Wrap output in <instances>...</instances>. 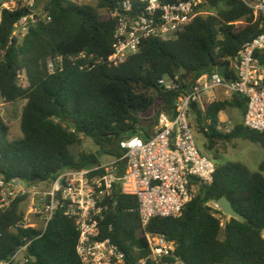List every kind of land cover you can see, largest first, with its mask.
Listing matches in <instances>:
<instances>
[{"label": "trees", "instance_id": "16d2710c", "mask_svg": "<svg viewBox=\"0 0 264 264\" xmlns=\"http://www.w3.org/2000/svg\"><path fill=\"white\" fill-rule=\"evenodd\" d=\"M45 1L51 21L33 25L23 39L13 36L14 29L29 9L8 10L0 3V95L7 103L25 101L21 137L10 139L11 127L0 115V179L6 183L50 182L63 169L99 165L98 155L73 154L72 148L83 137L101 152L120 156V141L148 134L141 124L142 114L155 109L153 131L160 114L174 116L181 94L262 33L261 18L242 0H207L202 10L209 15L196 17L173 39L145 40L138 53L119 63L112 60L115 21L102 15L117 0H96V6ZM82 53L93 55L94 60L78 59ZM58 56L63 66L50 73L48 62ZM257 56L264 63V52ZM177 75L181 79L177 90L168 91L159 84ZM246 105L244 97L234 95L206 103L204 111L195 109L207 151L234 139L264 148V132L250 130L243 123L228 133L220 129L221 115L229 107L245 114ZM215 164L213 181L198 185L199 192L180 216L155 218L145 229L137 198L116 190L101 232L124 252L125 264H149L142 262L150 253L147 234L175 242V255L183 264H264V162L258 171L238 161ZM2 192L0 187V203ZM223 197L243 218L226 220L224 227L206 204ZM26 200L27 196L18 197L0 211V263L10 261L29 242L28 264H82L76 249L79 233L63 211L55 212L45 230L20 227L26 221L22 209Z\"/></svg>", "mask_w": 264, "mask_h": 264}, {"label": "built area", "instance_id": "2783aa9c", "mask_svg": "<svg viewBox=\"0 0 264 264\" xmlns=\"http://www.w3.org/2000/svg\"><path fill=\"white\" fill-rule=\"evenodd\" d=\"M114 8L107 9L105 17L115 21L114 52L112 60L122 63L139 52L147 39L170 40L183 32L192 21L203 14L207 0H117ZM256 17L261 18L262 33L246 43L239 53L229 59L227 79L216 70L200 77L175 101L174 116L159 115L157 125L144 137L140 135L120 141L121 155L115 161L83 169H63L50 182L28 184L21 180L6 183L0 179L3 189L0 211L5 210L18 197L27 196L32 207L29 215L38 214L35 203L41 205V220L45 230L56 211L61 210L73 220L79 233L77 254L82 264H125V254L111 238L103 237L101 225L114 205L116 190L124 196L137 198L139 216L145 229L155 218L177 217L194 197L198 185L209 184L216 173V164L199 148L192 124L195 109L204 111L205 104L216 100H229L240 95L247 100L243 125L253 131L264 132V63L257 53L264 52V0H242ZM29 9L15 25L14 35L23 39L30 28L42 21H51L38 0H21L14 5ZM4 8V7H2ZM1 19V18H0ZM78 59L94 56L80 54ZM101 61H96L98 64ZM61 56L50 59L48 70L61 69ZM88 66V65H87ZM233 78L228 79L229 76ZM18 78L25 85L23 76ZM180 76L166 77L159 84L168 91L177 90ZM205 131H208L206 128ZM116 186L118 189H116ZM224 227L227 215L217 201L206 203ZM112 230V226L109 227ZM149 255L142 261L149 264H183L175 255L176 243L165 236L147 234ZM264 239V233H263ZM29 242L18 248L10 261L28 264L25 251Z\"/></svg>", "mask_w": 264, "mask_h": 264}, {"label": "rangeland", "instance_id": "374dc122", "mask_svg": "<svg viewBox=\"0 0 264 264\" xmlns=\"http://www.w3.org/2000/svg\"><path fill=\"white\" fill-rule=\"evenodd\" d=\"M19 1L21 0H0V3H4L2 5V7L4 8L9 7L10 9H13L14 5L17 4ZM71 1H74L80 5L96 6L97 4L96 0H71ZM45 2H46L45 0H39L38 1L39 8L44 7ZM209 13H210L209 11L204 9L202 16H207L209 15ZM102 15L105 16V13L102 12ZM24 105H25V101H19L16 103H7L5 102V100H3V98L0 95V115L11 127V134H10L11 140L21 137L20 122H21V115ZM141 118H142L141 124L144 128L153 127L156 121L155 109H152L149 112L142 114ZM191 118H192L193 127L196 131V137L201 152L206 156H208L210 159H212L214 162L224 164L228 161L240 160L242 158V155L250 159H255V161L264 160V150L261 148V146L243 139H234L229 142L220 143L214 151H207L205 149L206 139L204 138V134L199 129L195 112L192 113ZM221 121H223L222 129L225 131V133H228L233 129L235 125L243 121L242 111L235 107H229L227 111L221 115ZM72 152L75 156H78L80 153L83 152L98 155L100 162L102 164H108L115 161L114 156L106 154L105 152L104 153L101 152L100 147L96 146L92 140L85 137L82 138V142L79 145H76L75 147L72 148ZM198 192L199 189L195 188L194 195H196ZM35 206H37L36 208L38 214L29 215L30 224L33 227L37 228L38 230H43L44 222L41 220L42 214L39 213L41 211V205L37 201L35 203ZM31 207H32V201L30 199H27L22 205V209L25 211L26 216L28 215V212L30 211ZM221 238H223V236ZM22 257H23L22 255L18 256L17 262L15 264H20L22 261Z\"/></svg>", "mask_w": 264, "mask_h": 264}, {"label": "water", "instance_id": "95a60500", "mask_svg": "<svg viewBox=\"0 0 264 264\" xmlns=\"http://www.w3.org/2000/svg\"><path fill=\"white\" fill-rule=\"evenodd\" d=\"M227 69H228V65L227 64H223V65H218L215 67V70L225 79H227ZM135 114L138 116V111H135ZM144 137H146V134H143ZM36 184L41 183V181H36ZM218 204L221 206V208L223 209L224 213L227 215L228 220H232L233 218H237V219H243L234 209L232 202L226 198L223 197L218 201Z\"/></svg>", "mask_w": 264, "mask_h": 264}, {"label": "crops", "instance_id": "0c3cea01", "mask_svg": "<svg viewBox=\"0 0 264 264\" xmlns=\"http://www.w3.org/2000/svg\"><path fill=\"white\" fill-rule=\"evenodd\" d=\"M243 114V113H242ZM221 119V118H220ZM243 119H244V114H243ZM223 122V121H221ZM243 123V121L241 122ZM152 128H148L147 131L149 132ZM222 131H224L222 128H220ZM225 132V131H224ZM258 145V144H257ZM260 146V145H259ZM262 148V146H261ZM264 150V148H262ZM256 151H259V150H256ZM238 162H241L243 164H245L251 171H258L259 170V167L261 165V163L264 162V160H258V161H255V159H250L246 156H243L242 155V158L240 160H236Z\"/></svg>", "mask_w": 264, "mask_h": 264}]
</instances>
